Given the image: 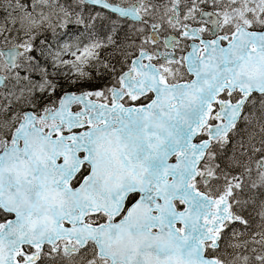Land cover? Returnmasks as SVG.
<instances>
[{
    "label": "snow or ice",
    "instance_id": "snow-or-ice-1",
    "mask_svg": "<svg viewBox=\"0 0 264 264\" xmlns=\"http://www.w3.org/2000/svg\"><path fill=\"white\" fill-rule=\"evenodd\" d=\"M54 2L0 0V264H264V0Z\"/></svg>",
    "mask_w": 264,
    "mask_h": 264
},
{
    "label": "rangeland",
    "instance_id": "rangeland-1",
    "mask_svg": "<svg viewBox=\"0 0 264 264\" xmlns=\"http://www.w3.org/2000/svg\"><path fill=\"white\" fill-rule=\"evenodd\" d=\"M42 1H44V0H42ZM241 2H243V0H241ZM257 2H261V0H257ZM44 3L49 5V7L45 8V10L47 12H54L56 10L55 2L53 0H45ZM228 15L229 16H238L240 19H242V17H243V13L240 12L239 10H237L236 12L229 13ZM47 17L49 20V24H51L55 20V17H51V16H47ZM237 23H239V20L237 21ZM23 27L25 29V34H27L30 37L34 35L31 31V29L34 27V25H31L30 23L25 21ZM0 32H3L2 28H0ZM17 39H18V37L16 36L15 33L13 34L12 38L7 43H5V41L3 39H0V48H2L3 46H6V45H12L14 43H17ZM81 55H83V54H81ZM66 59L68 60L69 64L74 62L73 58L71 56L66 57ZM61 66H63V65H61ZM70 70H72V69L69 67V71ZM0 72H3L5 74L7 73L6 67L4 66V63L1 59V57H0ZM9 77H11L12 80H15L17 82H21L20 78L22 77V74L20 72H18L15 76L13 74H10ZM20 95L27 96L28 93H20ZM1 126H3L2 123H0V127Z\"/></svg>",
    "mask_w": 264,
    "mask_h": 264
},
{
    "label": "flooded vegetation",
    "instance_id": "flooded-vegetation-1",
    "mask_svg": "<svg viewBox=\"0 0 264 264\" xmlns=\"http://www.w3.org/2000/svg\"><path fill=\"white\" fill-rule=\"evenodd\" d=\"M113 3H117L120 5H124L125 7H131L134 4L138 3V1L140 0H109ZM160 0H144V6L140 9V13L142 15V17L145 18H150L152 21L158 23V24H162L165 23V21L167 20L168 16L170 15H174V13L171 11V9L167 6V0H161V2H159ZM152 3L153 5H156L157 3H159V8L157 11L155 12H149L146 10V5L147 3ZM181 2L180 0H173V3H178ZM176 27H180L179 23H176L175 25ZM127 31H133V28L130 26ZM163 67V66H161Z\"/></svg>",
    "mask_w": 264,
    "mask_h": 264
},
{
    "label": "water",
    "instance_id": "water-1",
    "mask_svg": "<svg viewBox=\"0 0 264 264\" xmlns=\"http://www.w3.org/2000/svg\"><path fill=\"white\" fill-rule=\"evenodd\" d=\"M116 9H120V10H124V8H120V7H117V6H114ZM126 14V13H125ZM119 15V14H118ZM133 15H137V12L135 10V12L133 13ZM16 59L15 57L12 58V61H11V64H12V67H15L16 63H15ZM8 62L10 63V61L8 60ZM43 121V120H42ZM38 122V121H37ZM45 122H50L51 125H54V123L56 121H45Z\"/></svg>",
    "mask_w": 264,
    "mask_h": 264
},
{
    "label": "trees",
    "instance_id": "trees-1",
    "mask_svg": "<svg viewBox=\"0 0 264 264\" xmlns=\"http://www.w3.org/2000/svg\"><path fill=\"white\" fill-rule=\"evenodd\" d=\"M109 17H111V16H109ZM111 20V19H110ZM105 24H107V22H104Z\"/></svg>",
    "mask_w": 264,
    "mask_h": 264
}]
</instances>
